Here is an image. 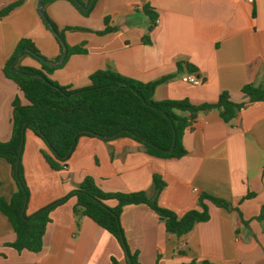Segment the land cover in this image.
I'll list each match as a JSON object with an SVG mask.
<instances>
[{
    "label": "crops",
    "instance_id": "crops-1",
    "mask_svg": "<svg viewBox=\"0 0 264 264\" xmlns=\"http://www.w3.org/2000/svg\"><path fill=\"white\" fill-rule=\"evenodd\" d=\"M15 1L0 0V9ZM37 1L23 0L0 17L1 141L10 136L11 101L18 96L24 102L2 72L18 41H31L49 60L60 53ZM78 1L87 6L90 0ZM42 4L57 30L75 27L64 30L66 44L86 49L70 54L48 75L59 85L82 88L94 71L111 69L141 82L167 77L155 87L157 101L214 102L227 91L232 101L242 102L248 97L241 88L250 83L261 86L264 96V0H96L88 14L68 0ZM144 5L156 14L157 23L152 25ZM105 26L113 30L96 33ZM20 64L40 67L28 55ZM189 72L202 83L186 82ZM182 145L186 153L171 159L148 154L130 136L103 140L81 135L66 167L55 170L42 155L48 152L44 141L26 129L20 156L30 187L25 214L68 195L86 176L106 192L151 195L157 174L165 183L158 202L177 215L198 208L203 193L227 201L229 207L206 201L208 220L177 236L165 230L148 206L125 205L120 225L138 264H264V97L247 103L228 121L217 110L198 112L182 135ZM15 190L10 165L0 158V195L8 199ZM106 203L116 205L115 200ZM75 204L71 195L50 211L39 252L6 246L15 240V232L0 212V264H128L120 243L74 211Z\"/></svg>",
    "mask_w": 264,
    "mask_h": 264
},
{
    "label": "trees",
    "instance_id": "trees-1",
    "mask_svg": "<svg viewBox=\"0 0 264 264\" xmlns=\"http://www.w3.org/2000/svg\"><path fill=\"white\" fill-rule=\"evenodd\" d=\"M22 1L17 0L1 8L0 17ZM48 1L51 0H43V3ZM68 1L82 14H88L96 0L92 2L88 11H83L73 0ZM143 11L152 25L155 24L156 14L152 9L144 5ZM104 22L107 23V18ZM51 25L57 32L55 38L60 50L54 60L44 57L31 41L21 39L2 68L3 75L14 82L24 99L22 102L20 97L15 96L11 101L10 136L5 141L0 140V158L10 165L11 175L16 184V190L8 199L0 195V212L7 217L15 232V240L6 243V246L18 252L22 250L39 252L43 245L44 232L50 222V211L74 195L76 197L74 211L88 217L111 234L124 249L128 264H138L136 253L131 254L127 247L120 225V214L125 205L148 206L163 223L165 230L177 236L187 233L195 223L208 220L206 201L218 207L228 208L227 201L203 193L198 197V208L177 215L158 202V196L165 183L157 174L152 177L151 195L145 191L106 192L99 188L90 176H86L68 195L31 215L25 214L30 198V187L24 177L20 156L26 129H30L44 141L48 152L43 151L42 155L55 170L66 167V160L81 135L103 140L122 135L130 136L142 143L148 154L173 159L186 153L182 145V135L185 130L191 128V123L198 112L217 110L222 119L228 121L247 103L261 101L264 97L262 87L250 83L241 88L242 93L248 97L247 101L242 102L232 101L227 91H222L214 102L192 104L187 99L157 101L153 98L155 87L167 77L141 82L111 69L94 71L89 76V84L82 88L71 89L59 85L48 76L56 66L46 61L59 60L63 50L59 40L67 47V53L59 66L70 54L85 53L86 49L82 45L70 47L66 44L64 30H73L75 27L66 26L64 30H57L53 23ZM111 30L112 27L105 26L96 33L104 34ZM26 55L36 59L40 67L21 65L20 60ZM183 112H186V115H182ZM108 200H115L116 205L109 207L106 203ZM191 264L214 263L202 260Z\"/></svg>",
    "mask_w": 264,
    "mask_h": 264
},
{
    "label": "water",
    "instance_id": "water-1",
    "mask_svg": "<svg viewBox=\"0 0 264 264\" xmlns=\"http://www.w3.org/2000/svg\"><path fill=\"white\" fill-rule=\"evenodd\" d=\"M73 1H74V2H75V3H76V4H77V5H78L83 11H86V10L90 7V5L92 4V2H93V0H90L89 3H88V5H87V6H84V5L81 4L78 0H73ZM42 7H43L42 0H38V1H37V8H38V10H39V12H40V14H41L43 20L45 21V23L47 24V26L50 28V30L54 33V35H57V32L52 28V25H51V23H50L48 17L46 16V14L44 13ZM59 41H60V43H61V45H62V47H63L62 54H61L59 60L56 61V62H50V61L46 60L48 63L53 64V65H55V66H56V65H59V64L61 63V61L64 59V57H65V55H66V53H67V47H66L65 43H64L62 40H59Z\"/></svg>",
    "mask_w": 264,
    "mask_h": 264
},
{
    "label": "built area",
    "instance_id": "built-area-1",
    "mask_svg": "<svg viewBox=\"0 0 264 264\" xmlns=\"http://www.w3.org/2000/svg\"><path fill=\"white\" fill-rule=\"evenodd\" d=\"M249 1H251V0H249ZM157 22H158V20L156 19V20H155V23H157ZM183 78H184V80H185L186 82L191 83V84H193V85H199V84L202 83L201 78L197 77V76H196L194 73H192V72L186 73V74L184 75Z\"/></svg>",
    "mask_w": 264,
    "mask_h": 264
},
{
    "label": "rangeland",
    "instance_id": "rangeland-1",
    "mask_svg": "<svg viewBox=\"0 0 264 264\" xmlns=\"http://www.w3.org/2000/svg\"><path fill=\"white\" fill-rule=\"evenodd\" d=\"M29 57H31V56H29Z\"/></svg>",
    "mask_w": 264,
    "mask_h": 264
}]
</instances>
